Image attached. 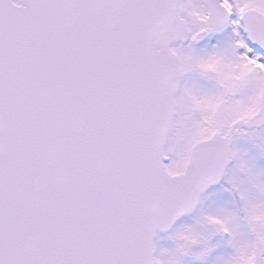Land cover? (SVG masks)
I'll use <instances>...</instances> for the list:
<instances>
[{"label":"snow or ice","instance_id":"1","mask_svg":"<svg viewBox=\"0 0 264 264\" xmlns=\"http://www.w3.org/2000/svg\"><path fill=\"white\" fill-rule=\"evenodd\" d=\"M0 264H264V0H0Z\"/></svg>","mask_w":264,"mask_h":264}]
</instances>
